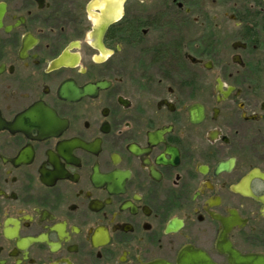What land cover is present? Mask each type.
<instances>
[{"label": "flooded vegetation", "instance_id": "af4514ba", "mask_svg": "<svg viewBox=\"0 0 264 264\" xmlns=\"http://www.w3.org/2000/svg\"><path fill=\"white\" fill-rule=\"evenodd\" d=\"M233 1L0 0V264H264V0Z\"/></svg>", "mask_w": 264, "mask_h": 264}, {"label": "rangeland", "instance_id": "374dc122", "mask_svg": "<svg viewBox=\"0 0 264 264\" xmlns=\"http://www.w3.org/2000/svg\"><path fill=\"white\" fill-rule=\"evenodd\" d=\"M203 1L206 4L205 13L210 15V17H212V14L214 13V3L215 4L220 3V5H223V4H232V2H233L232 6H235V2H236V1H233V0H203ZM236 6H238V5H236ZM225 9L220 7V11L224 12Z\"/></svg>", "mask_w": 264, "mask_h": 264}]
</instances>
